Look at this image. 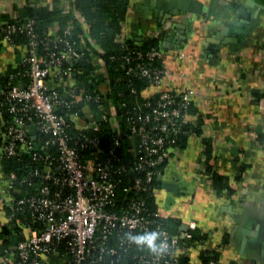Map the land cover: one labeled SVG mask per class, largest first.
Here are the masks:
<instances>
[{
    "label": "built area",
    "instance_id": "obj_1",
    "mask_svg": "<svg viewBox=\"0 0 264 264\" xmlns=\"http://www.w3.org/2000/svg\"><path fill=\"white\" fill-rule=\"evenodd\" d=\"M18 33L27 36L28 50L21 60L25 66L19 72L22 77L11 74L0 87L5 99L0 108V152L3 157L29 154L40 166L20 175L7 172L4 205L22 238L10 247L0 242V264H119L121 257L129 255L137 264H180L182 242L192 235L166 230L158 220L159 213L150 209L145 192L177 155L178 135L196 134L183 131L195 91L188 88L144 97L132 87L131 92L143 101L129 111L126 101L113 97L114 81L101 56L91 59L94 74L103 78L97 87L88 89L73 78L80 70L73 61L91 49L71 39V27L62 35L40 37L33 18L20 24L11 20L0 23V41L17 46ZM117 40L127 48L121 33ZM164 58L163 50L152 47L133 57L122 55L120 68L145 79L146 87L158 86L169 74L156 62ZM132 60L139 62L129 65ZM260 102L264 106V97ZM90 103L95 104L94 109L88 107ZM121 110H125L128 132L118 120ZM5 111L13 114L10 121L4 120ZM101 121H112L116 134L104 140L86 134L98 131ZM33 127L34 136L45 133L46 137L39 142L30 139ZM71 127L83 133L73 136ZM124 137L138 141L124 147ZM49 148L56 152H48ZM122 148L133 156L131 161L122 158ZM128 175L131 183L123 190L132 193L122 200L119 189L122 177ZM151 230L160 231V239L168 241L163 254L153 253L127 236Z\"/></svg>",
    "mask_w": 264,
    "mask_h": 264
},
{
    "label": "crops",
    "instance_id": "obj_2",
    "mask_svg": "<svg viewBox=\"0 0 264 264\" xmlns=\"http://www.w3.org/2000/svg\"><path fill=\"white\" fill-rule=\"evenodd\" d=\"M247 1L179 0L186 9L172 12L160 0H129L122 20L121 37L135 45L157 39L156 47L165 52L161 63L169 74L160 85L143 89L144 97L195 91L189 123L202 133L187 135L152 188L159 215L177 225L175 235L198 232V239L185 238L178 252L186 264H207L202 256L207 253L214 256L213 264L264 262V0H254L242 13L237 4ZM72 2L0 0V23L20 17L27 5L46 6L63 14L72 9L87 32L88 24ZM61 27L56 21L49 33L58 34ZM27 50L25 43L0 41V87ZM130 141L134 145L137 138ZM3 159L0 152V242L10 247L16 244H4L10 238L4 229L12 221L4 205ZM216 175L223 181L216 182ZM164 184L177 186L179 194ZM12 223L11 235L20 236Z\"/></svg>",
    "mask_w": 264,
    "mask_h": 264
},
{
    "label": "trees",
    "instance_id": "obj_3",
    "mask_svg": "<svg viewBox=\"0 0 264 264\" xmlns=\"http://www.w3.org/2000/svg\"><path fill=\"white\" fill-rule=\"evenodd\" d=\"M129 0H73L72 8H78L83 17L88 24V31L86 32L82 26L77 23L76 20L73 18L72 9L70 12L61 13L57 10H52L46 6H39V7H30L25 6L22 11V15L16 19L11 20V22L20 24L25 22L26 20L33 18L35 19V31L40 37H44L49 33V27L54 22H58L61 24L60 34L62 35L64 31L71 27V39L75 40L77 43H86V46L89 47L91 50L85 54V56L80 60L73 61V65L80 70L78 74L73 76V78L78 81V84L87 87L88 89H94L97 87L101 82H103V78L101 75L94 74L93 72V65L91 63V59L94 55L101 56L104 61L106 62L111 79L114 81V93L113 97L119 102L126 101L127 108L129 111L136 110L137 104L143 101L142 97H138L131 92L132 87H136L139 90V94L141 95V91L145 89L146 81L145 79L138 78L133 73L128 72L125 69L120 68V64L122 63L123 59H120L122 55H133L137 51L141 50H148L152 47H156L158 40L157 39H146L141 45H135L131 40H127V48L122 47L121 43L117 40V35L122 31V20H124L128 8ZM71 23V24H70ZM70 25V26H69ZM88 35V37L86 36ZM88 39H87V38ZM89 39H94L96 41L95 45L89 41ZM17 43H28V38L23 33H18L16 36ZM83 43V44H85ZM100 47L104 53H101L97 47ZM139 61L132 60L129 65L136 66ZM160 66L162 65L161 61H156ZM25 69V66L20 63L17 68L9 70L2 78V85L6 84L9 80L11 74L17 75L18 77H22L20 74ZM20 72V73H19ZM20 75V76H19ZM95 75V76H94ZM95 80H98L94 83ZM119 93H122L119 95ZM5 99L0 94V108L3 107V103ZM5 105V104H4ZM91 109L95 108L94 103H90L88 106ZM125 110H121L120 117L118 118L119 122H123L122 128L128 132V128L124 127L125 122ZM13 118V114L10 112H4V120L10 121ZM35 121V120H34ZM185 130L193 131L197 134H201L202 130L198 126H192L191 123L185 125ZM71 134L73 136H78L80 132L77 128L71 127L70 128ZM89 136H97L100 139L104 140L110 138L116 134V129L114 128L113 122L101 121L100 128L98 131H88L86 132ZM31 139L32 136L28 135ZM45 133H37L35 136V142H39L41 139L45 138ZM187 137L186 134L181 132L178 135V144L183 146V142H185V138ZM205 143L207 146H211V142L209 138H204ZM138 141V140H137ZM131 143L130 139L124 137L122 139V146H130ZM51 146H56L51 145ZM47 150V149H45ZM44 150V151H45ZM48 152H56L55 148H49ZM119 152L122 158L127 161L132 160V155L126 153L124 149H119ZM3 165L7 172L14 170L19 175L27 172L35 167H39V163L35 162L29 154H20L17 156H10L4 157ZM123 181L121 182V188L119 189V197L120 199H125L129 194L132 192L130 190H123V187H128L131 183V175L122 177ZM222 177L216 175V182H222ZM156 183V182H155ZM220 186V184H219ZM145 192L146 200L150 209L153 212H157V207L155 204L154 195L152 192V188ZM158 213V212H157ZM158 220L162 223L163 227L166 228L170 233L175 234L177 232V225L172 223L161 216H158ZM11 227L5 228L4 232L6 235H9L10 238L4 239L5 246L8 244H17L22 236L16 235L12 236L11 233L14 231V225L10 222ZM17 229V227H16ZM192 237L191 239L197 240L198 236L195 230L190 231ZM145 249L150 250L147 245L145 244ZM129 255L128 257H121L119 264H137ZM204 262L210 263L214 261V256L210 253L202 254ZM180 264H186V258L180 256Z\"/></svg>",
    "mask_w": 264,
    "mask_h": 264
},
{
    "label": "clouds",
    "instance_id": "obj_4",
    "mask_svg": "<svg viewBox=\"0 0 264 264\" xmlns=\"http://www.w3.org/2000/svg\"><path fill=\"white\" fill-rule=\"evenodd\" d=\"M161 232L158 230H151L142 233H127L128 239L137 245H147V247L153 252L163 254L168 248V241L161 240Z\"/></svg>",
    "mask_w": 264,
    "mask_h": 264
},
{
    "label": "water",
    "instance_id": "obj_5",
    "mask_svg": "<svg viewBox=\"0 0 264 264\" xmlns=\"http://www.w3.org/2000/svg\"><path fill=\"white\" fill-rule=\"evenodd\" d=\"M162 6L165 7H171L172 8V12L174 8H180V9H186L185 6H183L182 4H180L179 0H160ZM255 3L254 0H248L244 5L242 4H237V8L240 9L242 11V13H245L246 9H247V5H253ZM160 4V3H159ZM160 4V6H161ZM114 92V91H113ZM34 127L32 128L31 132H34ZM122 137L124 136V134L121 135ZM35 138V136H34ZM164 186L168 187L170 191H172L175 195L179 194L178 192V187L175 185H168L164 184ZM185 231H188V228L186 227ZM263 260H264V252H263Z\"/></svg>",
    "mask_w": 264,
    "mask_h": 264
}]
</instances>
